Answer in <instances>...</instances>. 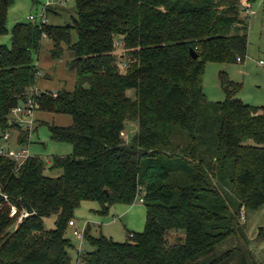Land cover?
I'll list each match as a JSON object with an SVG mask.
<instances>
[{
	"label": "trees",
	"instance_id": "1",
	"mask_svg": "<svg viewBox=\"0 0 264 264\" xmlns=\"http://www.w3.org/2000/svg\"><path fill=\"white\" fill-rule=\"evenodd\" d=\"M73 1V23L17 24L9 48L1 41L15 0H0L2 132L27 142L8 119L37 86L44 38L53 59L70 53L76 74L72 92L38 98L39 112L72 117L68 127H49L51 140L72 146V154L54 157L50 169L35 156L19 170L0 155V264H71L75 246L66 234L83 203L97 202L107 215L138 198L147 208L145 230L118 243L88 228L82 246L92 250L78 249L77 264H258L240 218L264 207V107L239 100L240 85L225 75L224 102L204 93L206 64L246 58L241 0ZM56 170L63 174H47ZM24 202L34 214L18 222L11 205L22 211Z\"/></svg>",
	"mask_w": 264,
	"mask_h": 264
},
{
	"label": "rangeland",
	"instance_id": "2",
	"mask_svg": "<svg viewBox=\"0 0 264 264\" xmlns=\"http://www.w3.org/2000/svg\"><path fill=\"white\" fill-rule=\"evenodd\" d=\"M243 7H248L243 16L249 18L248 48L243 63H208L204 72V93L213 103L224 102L225 92L221 86V75H225L230 81L240 85L237 98L244 104L264 107V0H255L248 4L247 0H241ZM45 0H15L14 5L8 12L7 28L9 33L2 38V44L11 48V32L20 23L30 22V16L40 15ZM65 10L59 15H47V22L56 26H68L73 23L75 15V2L70 0ZM72 42L78 41L77 33L72 30ZM120 46V42L118 43ZM52 41L44 38L40 51L35 55L36 66L39 71L37 87L43 92L57 94L63 90L72 92L76 85V74L68 64L72 60L70 53L66 50L63 57L53 59ZM66 49V46H63ZM122 53L121 51L118 54ZM134 96V91L128 92ZM37 131L33 134L30 146L31 156L40 157L50 169L54 157L69 156L73 152L72 146L57 143L51 140L49 127H68L72 124L69 115H58L38 112ZM135 127V126H134ZM135 130L124 132V137L129 140ZM47 174L53 178L63 174L56 170ZM101 205L97 202H85L75 212L73 220L77 227L84 230L89 226L92 236L101 235L113 239L115 242L124 243L128 240V234L142 233L145 230L147 220V208L137 201L131 205H115L109 209L107 215H101ZM57 217L52 216L44 220L46 229L55 228ZM241 222L246 224L247 237L256 253L258 264H264V207L257 212L248 214L242 210ZM73 230L68 229L66 237L75 246L70 250L71 264L78 263V249L89 252L92 249L88 245H81L80 241L73 236Z\"/></svg>",
	"mask_w": 264,
	"mask_h": 264
},
{
	"label": "built area",
	"instance_id": "3",
	"mask_svg": "<svg viewBox=\"0 0 264 264\" xmlns=\"http://www.w3.org/2000/svg\"><path fill=\"white\" fill-rule=\"evenodd\" d=\"M69 1L70 0H45L40 15L30 16L28 20L30 22L44 24L47 22V11L49 8L67 7ZM243 9L247 12L248 7H243ZM238 62L241 63V60L239 59ZM260 64L264 65V62L261 61ZM44 93L47 92H41L37 86L33 87L25 101L20 103L10 113L8 125L13 129H20L28 134V139L25 144L19 145V139L13 135V132H2L0 129V155L13 160L17 165L16 170H19L28 159L33 157L30 154V146L32 144L33 134L37 127L36 115L40 110L38 98ZM51 96L55 98L57 97V94L53 93ZM4 199L7 202L9 201L8 196H4ZM140 202L144 203L143 198L140 199ZM10 216L11 218L18 217V222H21L23 219L27 218L29 214L25 207L20 211L16 205H11ZM69 226L73 230V236L79 240L82 245L85 240V231L87 228L84 230L79 229L74 220L69 223Z\"/></svg>",
	"mask_w": 264,
	"mask_h": 264
},
{
	"label": "water",
	"instance_id": "4",
	"mask_svg": "<svg viewBox=\"0 0 264 264\" xmlns=\"http://www.w3.org/2000/svg\"><path fill=\"white\" fill-rule=\"evenodd\" d=\"M191 55L194 59H198V55L193 50L191 51ZM135 129L136 128L134 126H131V131H133ZM24 207H25V209L29 215L34 214V210L32 209V207L27 202H24Z\"/></svg>",
	"mask_w": 264,
	"mask_h": 264
},
{
	"label": "crops",
	"instance_id": "5",
	"mask_svg": "<svg viewBox=\"0 0 264 264\" xmlns=\"http://www.w3.org/2000/svg\"><path fill=\"white\" fill-rule=\"evenodd\" d=\"M37 117V116H36ZM37 119V118H36ZM75 223H76V221H75ZM77 225V224H76ZM89 228V226L87 227V229Z\"/></svg>",
	"mask_w": 264,
	"mask_h": 264
}]
</instances>
